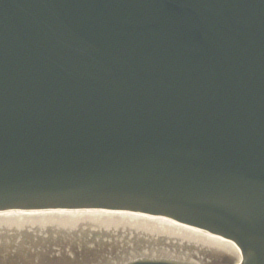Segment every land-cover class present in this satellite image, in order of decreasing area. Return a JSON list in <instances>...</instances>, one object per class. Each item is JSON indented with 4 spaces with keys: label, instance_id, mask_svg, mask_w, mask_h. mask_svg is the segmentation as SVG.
Masks as SVG:
<instances>
[{
    "label": "water",
    "instance_id": "obj_1",
    "mask_svg": "<svg viewBox=\"0 0 264 264\" xmlns=\"http://www.w3.org/2000/svg\"><path fill=\"white\" fill-rule=\"evenodd\" d=\"M19 206L163 213L264 264V0H0V208Z\"/></svg>",
    "mask_w": 264,
    "mask_h": 264
},
{
    "label": "bare ground",
    "instance_id": "obj_2",
    "mask_svg": "<svg viewBox=\"0 0 264 264\" xmlns=\"http://www.w3.org/2000/svg\"><path fill=\"white\" fill-rule=\"evenodd\" d=\"M102 239H107V252L136 244L153 248L174 245L211 253L218 262L223 257L235 258L221 234L164 215L102 206L0 208V264H51L57 259L40 255L46 248L51 250L53 241L68 243L67 250L76 259L89 255L92 244L88 242ZM121 240L129 244L116 247L115 241ZM224 259L222 264H230Z\"/></svg>",
    "mask_w": 264,
    "mask_h": 264
},
{
    "label": "rangeland",
    "instance_id": "obj_3",
    "mask_svg": "<svg viewBox=\"0 0 264 264\" xmlns=\"http://www.w3.org/2000/svg\"><path fill=\"white\" fill-rule=\"evenodd\" d=\"M119 227V226H118ZM60 237H62V235H60ZM204 241H206V239H204ZM58 244H56V246H57ZM187 250H188V248H187ZM194 251H196V252H198V250L197 249H194ZM178 254V253H177ZM200 254H202V253H200ZM179 255V254H178ZM208 257V256H207ZM208 259H211V258H209L208 257ZM208 263H213V262H210V261H208V260H206ZM212 261H214V260H212Z\"/></svg>",
    "mask_w": 264,
    "mask_h": 264
}]
</instances>
